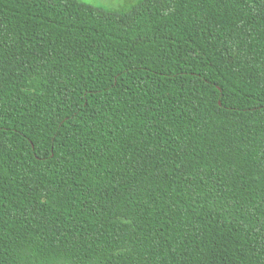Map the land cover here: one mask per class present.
Segmentation results:
<instances>
[{
    "label": "trees",
    "instance_id": "obj_1",
    "mask_svg": "<svg viewBox=\"0 0 264 264\" xmlns=\"http://www.w3.org/2000/svg\"><path fill=\"white\" fill-rule=\"evenodd\" d=\"M0 264H264V0H0Z\"/></svg>",
    "mask_w": 264,
    "mask_h": 264
},
{
    "label": "rangeland",
    "instance_id": "obj_2",
    "mask_svg": "<svg viewBox=\"0 0 264 264\" xmlns=\"http://www.w3.org/2000/svg\"><path fill=\"white\" fill-rule=\"evenodd\" d=\"M86 4L114 12H124L142 0H80Z\"/></svg>",
    "mask_w": 264,
    "mask_h": 264
}]
</instances>
